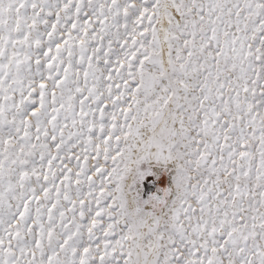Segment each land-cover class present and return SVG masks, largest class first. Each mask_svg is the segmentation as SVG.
Listing matches in <instances>:
<instances>
[{"label": "snow or ice", "instance_id": "1", "mask_svg": "<svg viewBox=\"0 0 264 264\" xmlns=\"http://www.w3.org/2000/svg\"><path fill=\"white\" fill-rule=\"evenodd\" d=\"M0 264H264V0H0Z\"/></svg>", "mask_w": 264, "mask_h": 264}]
</instances>
